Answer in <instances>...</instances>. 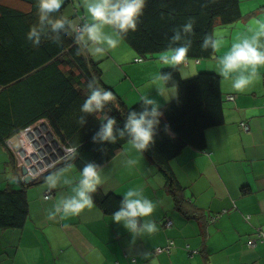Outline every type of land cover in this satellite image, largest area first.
<instances>
[{"label":"crops","instance_id":"0c3cea01","mask_svg":"<svg viewBox=\"0 0 264 264\" xmlns=\"http://www.w3.org/2000/svg\"><path fill=\"white\" fill-rule=\"evenodd\" d=\"M3 1L20 6L16 1ZM238 1L242 17L231 25L214 28V32L224 36L226 46L205 61L193 60L192 68L187 61L185 68L188 69L184 73L177 66L181 78L199 72L218 74L215 58L223 55L234 42L232 34L240 32L235 34L240 36L255 27L257 19L264 21V0ZM81 5L82 0H65L63 13L69 18L75 13L81 15L80 9L87 19ZM76 23L77 20L72 22ZM122 43L103 56L85 55L93 62L115 56L114 68L105 63L100 68L101 80L130 106L139 101L137 90L154 73L167 67L158 62L159 54L136 62L139 56L126 43L127 47H122ZM111 76L114 84H105L104 77L107 80ZM220 90L224 98V121L205 131L203 151L187 146L169 162L176 186H172L156 163L143 154L129 152L127 142L102 165L104 183L98 187L99 191L123 197L129 189L141 188L144 196L157 204L149 217L158 226L155 234H145L133 241L122 226L112 222V215L104 213L96 204L78 216L48 220L47 211L61 196L70 193L67 187H48L45 178L51 170L37 183L25 187L29 204L25 226L0 229V264H152L153 260L156 264H264V242L247 246L255 231L264 233V67L244 93L234 92L231 81L221 77ZM149 94L162 106L167 103L156 96L155 90ZM228 96L233 100H228ZM241 122L247 124L248 131L241 129ZM2 152L14 156L11 150L0 147ZM129 158L138 159L139 164L126 167ZM13 162L12 170L16 166V161ZM4 170L8 172L1 173L0 189L6 185L20 186L13 181L5 182L10 172L7 167ZM72 175L79 177L75 167ZM21 182L25 185L22 179ZM175 188L177 191L172 192ZM46 191L50 192L47 198ZM213 216L217 217L211 220ZM169 241L173 246L168 253L154 252Z\"/></svg>","mask_w":264,"mask_h":264},{"label":"trees","instance_id":"16d2710c","mask_svg":"<svg viewBox=\"0 0 264 264\" xmlns=\"http://www.w3.org/2000/svg\"><path fill=\"white\" fill-rule=\"evenodd\" d=\"M11 1L20 6L0 0V147L7 149L9 140L36 122L45 120L58 142L67 147H78L74 161L78 172L89 161L103 165L127 139L103 146L91 143L93 133L102 122L99 118L102 114L87 117L84 127L77 123L82 115L80 107L88 94L87 83L94 79L100 87L113 93L116 99L106 106L105 111L114 116L120 126L130 111L140 110L139 101L126 106L106 87L101 80L99 63L91 61L85 54H77L78 45L73 35L63 36L59 45L43 41L34 48L26 40V33L37 22L36 0ZM204 3L205 0H147L137 31L129 32L123 41L141 61L151 59L167 48L173 28L193 17L196 23L188 60L209 59L215 52L201 50L204 36L212 34L217 25L237 22L242 15L238 0H216L215 4L202 8ZM63 10L62 7L57 16H64ZM66 18L71 22V18ZM161 72L172 73L178 86L177 97L162 106L163 116L155 143L143 155L156 163L172 186H176L169 162L187 146L204 150L205 131L224 121V98L220 76L215 72H199L185 80L177 68H164ZM165 125L168 126L167 132ZM8 158L13 166L11 153ZM63 162L59 161L51 170L62 167ZM12 173L13 183L15 181L20 186L6 185L0 189V229H22L29 216L26 184H22L15 167ZM173 189L172 192L177 191ZM121 199L115 193H102L98 189L93 194L94 204L110 215L118 210ZM256 232L250 239L258 242Z\"/></svg>","mask_w":264,"mask_h":264},{"label":"clouds","instance_id":"9594fccd","mask_svg":"<svg viewBox=\"0 0 264 264\" xmlns=\"http://www.w3.org/2000/svg\"><path fill=\"white\" fill-rule=\"evenodd\" d=\"M65 0H36L37 22L30 26L26 40L38 47L43 41L62 43L65 35H73L78 45L77 54L103 56L108 50L115 49L129 32L137 31L140 18L144 13L147 0H82L87 19L81 25L72 24L60 15ZM216 0H205L202 8L215 4ZM195 18L189 17L186 22L173 28L167 48L159 54L158 62L167 68L175 69L186 64L193 45ZM201 50L211 49L218 52L225 47V38L216 33L207 34L201 42ZM216 70L224 81H231L234 92L244 93L259 78V69L264 67V21L257 19L255 27L249 28L230 44L228 50L215 58ZM177 84L171 72H156L143 88L138 89L139 111H130L123 125L105 111L106 106L116 97L109 90L100 87L96 80L87 83L88 94L80 107L82 115L77 123L84 127L87 117L100 115L98 129L91 137V143L103 146L115 144L118 139H127L128 151L143 154L155 143L160 127L162 105L151 96L168 102L177 97ZM147 89V91H146ZM168 126L165 125L167 132ZM103 147L100 148L102 150ZM62 167L56 168L46 176L50 189L67 187L68 195L61 196L47 211V219L55 221L78 216L85 210L95 207L93 194L104 183L103 166L93 161L85 163L79 177L72 175L78 147L71 146L66 150ZM139 164L136 158H129L125 166L133 168ZM157 204L144 196L141 188L126 191L117 211L112 214V222L120 225L134 241L142 235H152L158 231L157 224L149 219ZM67 227V225H66ZM97 259H100L97 255ZM152 264H156L153 260Z\"/></svg>","mask_w":264,"mask_h":264},{"label":"built area","instance_id":"2783aa9c","mask_svg":"<svg viewBox=\"0 0 264 264\" xmlns=\"http://www.w3.org/2000/svg\"><path fill=\"white\" fill-rule=\"evenodd\" d=\"M136 62H141L140 58L135 60ZM228 100H233L232 96L227 97ZM31 127V128H30ZM20 132L17 136L9 140L7 143L11 142V151L14 154L16 151L18 153V157L16 160V167H19L20 170L22 168L26 169L27 175L32 177L33 179H40L45 173L51 170L55 164L53 159H51V154L48 155L46 152L47 144L45 136L41 133L38 126H30ZM240 127L243 131H248V126L245 122L240 123ZM20 135V136H19ZM14 139V140H13ZM44 145V147H43ZM63 150L61 149V157L56 160L64 161V157L66 156L67 146L63 145ZM65 152V156H64ZM20 154V157H19ZM22 155V160H21ZM59 162V161H58ZM57 162V163H58ZM24 176L21 177L23 179ZM50 196V192L46 191L44 197ZM217 216H213L211 220H214ZM248 218V217H246ZM169 226L170 223H167ZM256 238L258 241L264 242V233L261 230H257ZM256 239H250L247 242L248 247H253L256 244ZM173 246V242L169 241L168 244L164 247H158L155 249L156 254L168 253Z\"/></svg>","mask_w":264,"mask_h":264},{"label":"rangeland","instance_id":"374dc122","mask_svg":"<svg viewBox=\"0 0 264 264\" xmlns=\"http://www.w3.org/2000/svg\"><path fill=\"white\" fill-rule=\"evenodd\" d=\"M79 13L81 14V15H78V14H76L75 13V15L74 16H71V17H69V18H71L70 20H71V23L72 22H74L75 20H77V25H81L82 23H84L85 22V18H84V16L82 15V11L79 9ZM64 16H66L67 17V15L64 13ZM83 18V21H82V19L81 18ZM75 25V24H74ZM216 27H225V26H223V25H217ZM215 27V28H216ZM213 33H216V34H218L219 35V33H217V31H213ZM237 33H239L240 34V32H236L235 34H237ZM235 34H232L233 35V37H232V40L233 41H235L236 40V38L238 37V36H236ZM230 36H231V33H230ZM127 47L126 46V44H125V42L123 41V43H122V47ZM225 46H226V44H225ZM96 58H98V57H96ZM113 60H116L115 59V56L112 54L111 55V57L109 58V59H97L96 60V62H100V68L102 67V65L105 63V65H109V67L110 68H114V66H115V63H114V61ZM203 60V59H202ZM205 60H207V59H205ZM204 60V61H205ZM188 63H190V66H191V68L193 67V65H195L194 63H195V61H193V60H188ZM204 65L205 64H203L202 65V69L204 68ZM179 68H181V71L184 73V71H186L188 68H185L186 67V65L185 64H181V65H179L178 66ZM102 70V69H101ZM198 73H196V75H197ZM105 76V75H104ZM193 76H195V75H190V77L188 76V77H186L185 75H183V77H182V79L183 80H185V79H189V78H191V77H193ZM106 77H107V75H106ZM113 76H111V78L110 79H107L106 80V78L104 77V79H105V81H104V83L105 84H108V85H113L114 84V82L115 81H113ZM117 84H118V81H117V83H116V86H117ZM116 86L115 87H113V88H116ZM119 88V87H118ZM128 88V87H127ZM127 88L125 87L124 88V90L126 91V93H129L128 92V90H127ZM129 89V88H128ZM135 91V90H134ZM133 94H135V92H133ZM136 104V103H135ZM134 105V104H133ZM133 105H130V106H133ZM32 126H38L39 127V129H40V131H41V133L45 136V139L47 140L46 141V144H47V147L46 148H44V149H46V152L48 153V155H50L51 154V159H53V160H55L54 161V164H57V162L58 161H60V160H56V157L57 158H59V157H61L62 155V153H61V149L63 150V144L62 143H60V142H58L56 139H55V136L52 134V132H51V130H50V128L48 127V124H47V122L45 121V120H40V121H38V122H36L35 124H33ZM31 128V127H30ZM20 136V135H19ZM14 140V139H13ZM11 142L10 143H7V149L10 151L11 150ZM43 147H44V145H43ZM13 156V155H12ZM64 156H65V152H64ZM17 157H18V153L15 151L14 152V156H13V161H16L17 160ZM19 157H20V154H19ZM21 160H22V155H21ZM9 158H8V155L5 153V152H2V153H0V178L2 179V172L3 171H5L4 170V168L5 167H7L8 169H9V172H10V176H8V179L10 180V181H13V173H12V169H11V163L9 164ZM15 169H16V172L19 174V176H20V178L22 177V174H21V170H20V168L19 167H16L15 166ZM53 171V170H52ZM8 171H5V174L7 173ZM48 173V172H47ZM45 175V174H44ZM5 178H7V176H5ZM4 178V179H5ZM36 181H39V179H35ZM22 181H23V179H22ZM15 183V182H14ZM24 183V182H23ZM34 187V185L33 186H31V187H29V189H31V188H33ZM166 246V245H165Z\"/></svg>","mask_w":264,"mask_h":264},{"label":"water","instance_id":"95a60500","mask_svg":"<svg viewBox=\"0 0 264 264\" xmlns=\"http://www.w3.org/2000/svg\"><path fill=\"white\" fill-rule=\"evenodd\" d=\"M21 174H22V176H24L23 182L26 185H30V184H33V183L37 182L35 179H33L32 177H30L29 175H27L26 169L22 168L21 169Z\"/></svg>","mask_w":264,"mask_h":264}]
</instances>
